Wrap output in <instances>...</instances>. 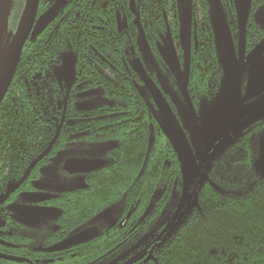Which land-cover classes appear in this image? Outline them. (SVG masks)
I'll list each match as a JSON object with an SVG mask.
<instances>
[{"label": "trees", "instance_id": "16d2710c", "mask_svg": "<svg viewBox=\"0 0 264 264\" xmlns=\"http://www.w3.org/2000/svg\"><path fill=\"white\" fill-rule=\"evenodd\" d=\"M17 1L12 2L3 34L5 49L8 38L17 33L24 8L25 0ZM66 1L42 32L28 35L0 103V196L54 141L51 152L10 197L15 204L0 210V264H109L146 237L139 249L117 264H264V175L259 163L223 165L220 174L212 172L181 218L195 180L186 187L183 161L171 138L152 123L153 103L144 85L140 83V88L134 78L123 76L122 72L128 76L134 72L133 61L120 49L123 39L115 35L112 16L109 21L106 15L102 24V11L92 17L79 15L72 0ZM55 2L39 0L35 22ZM178 2L174 0V5ZM222 2L237 42L234 0ZM203 3L206 31L196 39L203 42L202 48L193 43L190 71L180 85L189 100L201 77L199 52L209 59L217 53L210 4ZM252 3L256 8L264 0ZM93 25L104 28L93 31ZM263 37L264 27L254 20L246 34L247 48H255ZM93 45L98 52L92 51ZM94 61L104 67L93 68ZM123 63L131 68L108 67ZM90 89H100L108 101L78 107L79 92ZM76 140L87 145L113 141L109 162L85 174L84 185L37 200L56 207L58 213L52 220L27 226L18 201L32 202L27 196L39 190L42 167ZM116 203L123 204L124 222L99 228L89 242L46 250L81 232L82 225Z\"/></svg>", "mask_w": 264, "mask_h": 264}, {"label": "flooded vegetation", "instance_id": "af4514ba", "mask_svg": "<svg viewBox=\"0 0 264 264\" xmlns=\"http://www.w3.org/2000/svg\"><path fill=\"white\" fill-rule=\"evenodd\" d=\"M178 1L179 2L177 6H175L174 0H72V2L75 4L73 6L76 7L77 14L79 15L86 14L92 17V14L102 11V24L106 23V21H104L106 15V19H108L109 21L111 20L112 16L113 21L116 25L115 35L117 36V38L119 36L123 39V46L120 49H124L125 51H127L130 56H132L133 61L132 68L134 72L132 74H129V76L127 73L122 72V74H124L123 76H125V78L128 77V79L134 78L136 84L139 85L138 87L141 86V83L147 90L146 85L143 83L141 77L136 71L135 59H138L141 61L142 66L147 71L148 76H150L157 84V86L161 89L162 93L164 94L163 96H165V98L167 99L168 104L172 110V114H169L167 110L158 107L152 97H150L151 95L147 90L149 97L151 98L153 103V109H150V118H152V123H154L155 126H157L158 128H161L166 133L168 138H171L172 136L170 132L165 129V127H163V125L161 124L159 116L167 115L176 119L175 124L177 126L174 131L177 135V141L180 145H182L181 147L184 148L185 152L188 155H191L189 157L191 161L189 162L191 166V171L189 174L187 173V179H192V181L195 180V184L192 188L193 191L196 183L199 181V188L201 184L205 181V179H210L209 177L212 172L220 174L219 168L222 169L221 166L223 165L230 168L232 166L237 165V163L258 162V165L260 166V169L262 171V166L260 164L261 149L263 145L262 143L264 142V115L259 116L257 114V111L261 108V106L264 105V101L259 100L262 96H264V90L262 92H259L254 97H249L245 99V101H243V104L240 103L242 99L239 97V93H235V95L232 97V104L230 105L228 110L225 111L226 113H222L228 115V119L231 121V123L227 125L226 131L223 135H213V129L209 125L210 122L208 121H206L205 124L202 126L200 123H198V127L195 128L196 131L191 132L188 129L184 118L185 113H183L181 110L180 101H189V104L197 110L200 109V106H202V104L206 103L211 105V102H213L220 90V82L222 81L223 77V67L221 62L222 59L218 50L216 55H214L210 59L206 56L203 51L199 52V58L197 57V59L200 65L199 73L201 77L199 78V86L197 88L198 91L197 93L192 95L191 100L187 99V97L180 98L179 94L182 92L181 86L187 79V76L185 74V60L183 53L184 47L183 43H181L184 30L185 12L186 10L189 11L190 17L189 32L191 36V50L193 43L196 42V39L201 38L206 31L207 13L204 7L203 0ZM252 4L249 14L246 15L247 30L249 25H253V22L255 20L253 18V13L259 7L258 6L255 8ZM238 18L237 26L239 33ZM95 28L102 29L104 28V26L99 25L95 27L93 25V31L95 30ZM231 30L233 34L236 33L235 27H233ZM196 43L197 45L200 44V47L202 46L201 44H203V42L200 41L199 43ZM235 43L237 46V54L240 57L239 34L238 41H235ZM196 50H198V48ZM245 50V58L241 62H237V65L244 66V61L248 57H250L252 49L249 50L246 45ZM92 51L98 52V48L94 47L93 45ZM99 52L102 51L99 49ZM174 52H176L178 55L180 75H178L173 70H170L169 67L170 64L168 62L167 55ZM180 56H183V62L180 61ZM152 61L157 62L156 65H159L161 69L165 71L168 77H170V80L168 79V81L166 82H164L162 78L160 80V77L157 75L158 73L154 68ZM130 65L131 64L128 63H123L120 65L109 64L108 67H115L118 68L119 71H122L125 70L127 67L131 68ZM91 66L97 69L104 67L103 64H100L95 61L91 63ZM90 90H94V93L91 94L94 95L96 93V90L98 89ZM90 90H83L79 92V96L80 93ZM243 90H245V86L241 88V91ZM182 93H184V91ZM101 95L104 97L102 93ZM139 97L141 98V95ZM236 100H238V106H236ZM236 109L239 113V116H236ZM171 141L174 143V145L176 144L173 138H171ZM151 143L152 142L150 141V144ZM216 147H219V150L214 153L213 151ZM105 160H107L106 162H109L108 158ZM21 186H19V189L16 192L21 189ZM198 188H196V193L199 190ZM22 194H20V197L23 196L25 198L26 196ZM12 195L10 197H12ZM10 197L6 202L0 205V210L3 209L6 204H15L13 203V201H9L11 199ZM20 197H18V200H21ZM24 204L25 203L19 205L18 201V205H16V207H18V209H20L23 213L24 211L20 207ZM23 215L24 216L21 219L24 221V224L26 223L27 226H30L31 222H28V216H26L25 213Z\"/></svg>", "mask_w": 264, "mask_h": 264}, {"label": "rangeland", "instance_id": "374dc122", "mask_svg": "<svg viewBox=\"0 0 264 264\" xmlns=\"http://www.w3.org/2000/svg\"><path fill=\"white\" fill-rule=\"evenodd\" d=\"M22 1L18 0L17 3L20 4ZM208 1L210 4V20L212 21L215 32L217 50L222 59L221 62L223 67V77L222 81L220 82V90L213 102H211V105L206 103L202 104L199 110L193 108L187 100H181L180 106L182 112L185 113L184 118L186 125L191 132L196 131L195 128L198 127V123H200L202 126L206 121H208L210 122L209 125L213 129V135L218 136L221 134L223 135L226 131L227 125L231 123V121L228 119V115L222 113H225V111L228 110L232 104V97L235 95V93H239L238 95L242 99L240 103L243 104L245 99L254 97L259 92L264 90V53L257 57H248L244 61V66L237 65L240 57L237 54V46L235 40H233L234 34L231 30L232 26L230 19H228L224 4L222 0ZM234 1L236 5V13L239 18L242 14H244V16L249 14L252 7V0ZM12 2L13 0L11 1L10 8ZM10 8H8L9 14L11 11ZM253 14L255 21L264 27V3L259 6ZM6 29L7 25L5 31ZM3 43L4 41L1 42L0 55L1 51L4 49ZM167 59L170 64V70H173L178 75H180L177 53H170L167 55ZM152 62L158 73L157 75L160 77V80L161 78L164 80V82L168 81V79L170 80V77H168L165 71L162 70L159 65H156L157 62ZM243 86H245V90L241 91ZM179 95L180 98L184 97L182 92ZM107 101L108 100L101 95V90L98 89L94 95L83 96L78 99V107H93ZM159 117L163 127H165V129L170 132L172 136L171 138H173L176 142V148H178L179 155L184 165L183 168L186 175L185 185L186 187H190L192 179H187V173L189 174L191 171V166L189 164V162H191L189 158L191 155H188L184 148L181 147L182 145H180L177 141V135L174 131L177 126L175 124L176 119L167 115H161ZM114 144L115 143L113 141H108L87 145L84 142H81V140H76L73 146L65 148L56 153V155L52 157V161L42 167L44 176L37 183L39 190H37V192H31L30 195L27 196L32 202L29 204L25 203L20 207L26 216H28V222L40 224L47 221L48 219H54L58 213L56 207L52 205H48L47 207V205L37 203V200L47 198V196L50 197L56 193L58 194V192L80 187L86 183L85 174L79 173L72 175L68 174V172L64 170V164L67 162V160L87 159L88 161L107 159L108 150H110ZM122 212L123 204L116 203L101 212V214H97L94 218L88 221L86 225H82V228L86 229L89 227H97L99 229L104 226H110L112 223H115L118 220L124 222V217L121 218Z\"/></svg>", "mask_w": 264, "mask_h": 264}, {"label": "water", "instance_id": "95a60500", "mask_svg": "<svg viewBox=\"0 0 264 264\" xmlns=\"http://www.w3.org/2000/svg\"><path fill=\"white\" fill-rule=\"evenodd\" d=\"M33 1L34 0H25V4H24V8L23 11L21 13V17L20 22H19V26L18 29L20 27V24L22 22L26 23L28 22V18H30L32 11H33ZM6 3L7 0H0V16L2 15L3 9L6 7ZM66 4V0H56V2L54 3L53 6H51V8L42 16L40 17V19L35 22L34 19V24L33 27L30 28V30L28 32H24L23 34H19V30H17V33L15 36L13 37H9L7 41H9V45L7 47V49H3V51H1V55H0V62H4L6 65H9L13 62H15L13 71L15 69V66L18 62V59L22 53L21 50H23L24 45L26 43V39L28 37V35L30 34V32L33 35H37L40 32H42L46 26L52 22V20L56 17V15L59 12V9L61 6H64ZM9 16V15H8ZM8 19V18H7ZM239 19V53H240V62L245 58V54H246V24H247V17L244 16V14H242L240 16ZM190 17H189V11L186 10L185 12V18H184V30H183V37H182V42L183 43V47H184V60H185V71H186V76H188V73L190 71V65H191V59H192V50H191V36H190ZM8 22V20H7ZM4 34V33H3ZM262 40L256 45V47L254 49H252V52L250 54L251 57H257L260 56L261 54L264 53V37L261 38ZM135 67H136V71L139 74V76L141 77L143 83L146 85L147 90L149 92V94L151 95L150 97H152V99L154 100L155 104L160 107L163 108L165 110L168 111L169 114H172V110L168 104L167 99L165 98V96H163L164 94L162 93L161 89L157 86V84L154 82V80L148 76L147 71L144 69V67L142 66V63L140 60L135 59ZM13 72L11 71L10 77L8 78L7 82H5V86L3 88V90H1L0 92V103L2 100L3 95L5 94L8 85H9V81L10 78L12 76ZM94 93V90H90V91H86L83 93H80V96H89L91 94ZM260 101H264V96H262L260 99ZM238 100H236V106H238ZM226 113V112H225ZM257 114L259 116H263L264 115V105L261 106L260 109H258ZM236 116H239V113L236 109ZM152 138L153 135L151 136V142H152ZM53 143H50V145L48 146V148L45 150L44 153L40 154V156L34 160L32 162L31 165H29V167L26 169L25 173L23 176H21V178L17 181H12L11 183H9L8 187H6V191L4 194H2L0 196V205H2L4 202H6L9 197L16 191L19 189V186H21L24 182H26L27 178L29 177L28 175H30V173L33 171V169L35 168V166H37L36 164H38L40 161L43 160V158L45 157V155H47L48 153L51 152ZM262 149H261V166H262V173L264 175V142L262 143ZM219 150V147H216L214 149V153L217 152ZM107 160L105 159H96V160H88L87 159H71V160H67V162H65L64 164V170L68 172V174H87L89 172L95 171L97 169H99L100 167L104 166L107 164L106 162ZM199 185V181L196 183L192 194L190 196V199H188V204L187 207L184 209V212L181 215V218L185 215V213L187 212V209H189L192 199L194 198L196 191ZM180 218V219H181ZM99 234V229L97 227H89L86 229L81 230V232H77L74 235L66 238L65 240L53 245L50 248H47L48 251H60V250H65L68 249V247H73V246H77L86 242L91 241L92 239H94L96 237V235ZM147 237L144 238L143 240H141L140 242L136 243V245H134L133 247H131L129 250H127L126 252H124V254L119 255L115 260H113L112 262H110L109 264H117L120 261H122L123 259H125L126 257H128L129 255H131L133 252H135L137 249H139L146 241H147Z\"/></svg>", "mask_w": 264, "mask_h": 264}, {"label": "bare ground", "instance_id": "6f19581e", "mask_svg": "<svg viewBox=\"0 0 264 264\" xmlns=\"http://www.w3.org/2000/svg\"><path fill=\"white\" fill-rule=\"evenodd\" d=\"M12 0H7L6 3V7L3 9L2 15L0 16V46H1V40L3 37V33L5 32V28L7 25V18H8V14H9V9L10 8V4H11ZM38 3L39 0H34L33 1V11L32 14L30 16V18H28V22L27 24L22 22L20 24L19 27V34H23L24 32H28L30 30V28H32L33 25V21L35 19V14H36V10L38 7ZM15 62L6 65L4 62H0V92L1 90H3L4 86H5V82H7L8 78L10 77L11 71H13Z\"/></svg>", "mask_w": 264, "mask_h": 264}]
</instances>
